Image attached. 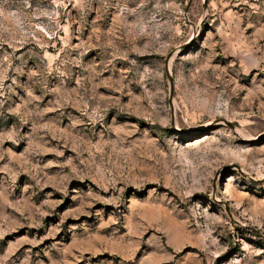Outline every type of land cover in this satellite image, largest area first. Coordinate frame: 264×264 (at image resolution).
<instances>
[{"label":"rangeland","instance_id":"obj_1","mask_svg":"<svg viewBox=\"0 0 264 264\" xmlns=\"http://www.w3.org/2000/svg\"><path fill=\"white\" fill-rule=\"evenodd\" d=\"M0 264H264V0H0Z\"/></svg>","mask_w":264,"mask_h":264},{"label":"bare ground","instance_id":"obj_2","mask_svg":"<svg viewBox=\"0 0 264 264\" xmlns=\"http://www.w3.org/2000/svg\"><path fill=\"white\" fill-rule=\"evenodd\" d=\"M236 132H239L242 134V131L240 129H237ZM244 135V134H243ZM247 136V135H246Z\"/></svg>","mask_w":264,"mask_h":264}]
</instances>
